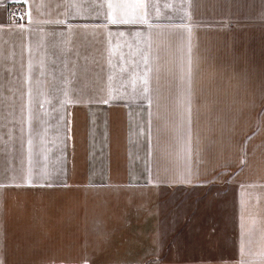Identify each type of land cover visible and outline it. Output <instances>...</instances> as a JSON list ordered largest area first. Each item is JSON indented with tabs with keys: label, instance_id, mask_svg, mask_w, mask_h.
<instances>
[{
	"label": "crops",
	"instance_id": "0c3cea01",
	"mask_svg": "<svg viewBox=\"0 0 264 264\" xmlns=\"http://www.w3.org/2000/svg\"><path fill=\"white\" fill-rule=\"evenodd\" d=\"M0 264H264V0H0Z\"/></svg>",
	"mask_w": 264,
	"mask_h": 264
},
{
	"label": "built area",
	"instance_id": "2783aa9c",
	"mask_svg": "<svg viewBox=\"0 0 264 264\" xmlns=\"http://www.w3.org/2000/svg\"><path fill=\"white\" fill-rule=\"evenodd\" d=\"M9 14L13 19L23 20L25 11L23 7H14L10 10Z\"/></svg>",
	"mask_w": 264,
	"mask_h": 264
}]
</instances>
